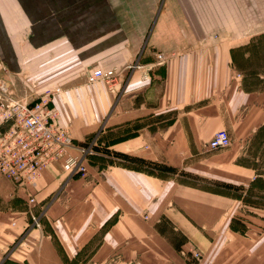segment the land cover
I'll return each instance as SVG.
<instances>
[{"label":"crops","instance_id":"obj_1","mask_svg":"<svg viewBox=\"0 0 264 264\" xmlns=\"http://www.w3.org/2000/svg\"><path fill=\"white\" fill-rule=\"evenodd\" d=\"M253 4L0 0V77L14 78L19 98L26 75L39 91L60 88L59 124L99 151L85 177L60 160L41 171L40 228L25 212H0V264H264V227H229L252 218L243 206L264 203L247 202L251 190L264 193V85H249L237 63L251 37L264 46V26L251 31L250 15L264 8ZM94 67L120 71L113 93L87 82ZM218 129L230 144L208 150ZM14 193L0 176V196Z\"/></svg>","mask_w":264,"mask_h":264},{"label":"built area","instance_id":"obj_2","mask_svg":"<svg viewBox=\"0 0 264 264\" xmlns=\"http://www.w3.org/2000/svg\"><path fill=\"white\" fill-rule=\"evenodd\" d=\"M157 58L162 59L161 53ZM132 65H128L131 67ZM120 71L94 67L86 75L88 83L105 82L110 89L118 83ZM56 87L33 99L19 98L7 80L0 77V176L9 181L17 196L30 206V225L40 228L42 210L36 193L41 171L52 161L60 160L70 175L85 177L90 157L99 154L94 140L75 143L68 130L59 124V113L53 105ZM230 144L225 129L216 130L207 143L208 150L225 148ZM11 225H15L12 221ZM199 257L198 252L192 253Z\"/></svg>","mask_w":264,"mask_h":264},{"label":"rangeland","instance_id":"obj_3","mask_svg":"<svg viewBox=\"0 0 264 264\" xmlns=\"http://www.w3.org/2000/svg\"><path fill=\"white\" fill-rule=\"evenodd\" d=\"M241 0H239L240 2ZM250 3L253 4L251 5V9H257V8H264L261 4H258V0H250ZM251 22L253 23L251 25V31H254L256 29H260L264 26V13H257V12H251ZM237 63L242 72L245 75L246 80L248 81L249 85H264V46L262 43V40L258 35L256 34L253 37H251L250 41L248 44L244 45V47H241L237 51ZM1 70V69H0ZM4 74L6 75L5 80H7L11 86V89L13 90L14 94L17 95L19 91L17 90L16 82L14 83L15 80L14 78L10 77V74L7 73L6 70H3ZM28 79L29 85H27L26 90L27 93L23 97L27 99H33L36 96L43 94L45 92H48L52 89L48 88H43L41 91L38 88L37 82L33 80V78H30L29 75H26ZM98 83L103 84L105 88H107L110 92H114V89L111 90L110 87L103 81H99ZM54 89V88H53ZM30 90V91H29ZM97 156V155H95ZM136 165H139L137 163ZM151 172L159 175H173L174 171L173 168L165 165V164H159L157 167L156 166H150L147 167ZM3 180V179H2ZM186 181H191V183H196L197 185H200L201 187L208 188V189H213L217 191L223 190L222 186L223 184L219 182H211V181H206V180H198V181H193V179H187L185 178ZM249 198H247L248 203H254L257 200L255 199L257 196L262 197L264 201V193H259V191H250L249 193ZM35 207V206H34ZM33 207V208H34ZM260 208H256V210H252L251 207L249 206H243V210L248 211L252 213V218H249L248 221L241 220L243 222L244 227L246 229H260L264 227V220H259L258 218H255L257 215L258 217L261 216V211L259 209H264V203L259 204ZM30 209V206L25 202L23 197L17 196L15 193L11 194L8 198H3L0 196V212H4L9 216H17L20 213L24 214L28 212ZM15 211V212H13ZM240 218V216H238ZM242 219V218H241ZM11 221V220H9ZM9 227H11V223L8 224ZM76 264V262L72 263Z\"/></svg>","mask_w":264,"mask_h":264},{"label":"trees","instance_id":"obj_4","mask_svg":"<svg viewBox=\"0 0 264 264\" xmlns=\"http://www.w3.org/2000/svg\"><path fill=\"white\" fill-rule=\"evenodd\" d=\"M133 167L137 168V169L147 170V167L143 166L142 164L135 165ZM149 173H153V172L149 171ZM213 191H217V190H213ZM229 227L232 230L237 231V232H239L241 234H244L245 231H246V228L244 227L243 222H241V220L238 217H233L231 219Z\"/></svg>","mask_w":264,"mask_h":264}]
</instances>
